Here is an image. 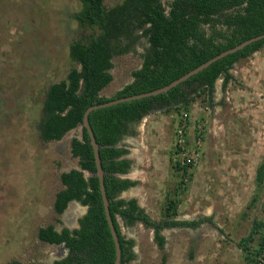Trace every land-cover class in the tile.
I'll list each match as a JSON object with an SVG mask.
<instances>
[{"label": "rangeland", "instance_id": "1", "mask_svg": "<svg viewBox=\"0 0 264 264\" xmlns=\"http://www.w3.org/2000/svg\"><path fill=\"white\" fill-rule=\"evenodd\" d=\"M171 1L162 0L165 6ZM80 8V0H0V264L62 260L68 250L41 242L39 229L78 228L87 212L79 202L62 215L54 209L61 175L80 169L71 143L82 138V128L58 142H46L41 129L49 88L76 66L70 46L85 35L74 19ZM147 47L141 38L135 53L113 60L114 80L103 95L111 97L133 82ZM231 74L226 88L223 80L217 82L212 99L202 94L179 110L153 112L137 125L136 136L121 143L132 166L117 177L136 183L121 199L137 200L153 220L162 221L168 200L177 195V220L212 219L197 229L163 230V249L153 230L120 220L125 237L135 242L136 259L129 264H249L239 244L250 237L255 221L264 223V183L257 179L264 163V51L237 63ZM198 150V163L181 189L175 165L185 152ZM263 241L264 228L248 245L255 252L253 264L263 262Z\"/></svg>", "mask_w": 264, "mask_h": 264}, {"label": "trees", "instance_id": "2", "mask_svg": "<svg viewBox=\"0 0 264 264\" xmlns=\"http://www.w3.org/2000/svg\"><path fill=\"white\" fill-rule=\"evenodd\" d=\"M105 1L80 0L81 8L74 19L85 35L70 46V58L76 66L66 79L51 85L44 103L41 129L46 142L61 141L69 132L82 128V138H74L71 143L72 155L79 159L80 169L61 175L63 188L56 195L55 212L64 214L72 202L87 207L78 228L58 231L54 225H49L39 229L41 242L63 245L68 250L67 257L54 264H115L117 258L100 180L96 176L94 149L83 127L87 110L167 87L218 55L264 35V0H172L168 6L162 0H122L113 7H107ZM141 38L146 39L148 47L141 55V67L132 72L133 82L106 97L103 91L114 80L113 60L135 53ZM262 50L264 39L217 61L168 93L90 114V125L100 145L106 173L105 186L121 244L122 264L133 262L136 255L135 242L125 237L120 220L129 226L141 223L153 230L157 244L163 249L166 245L163 230L197 229L202 224L212 223V219L178 221L180 200L177 195L168 200L162 221L153 220L137 200L120 199L124 191L136 186L130 180L117 177L126 175L132 166L126 158L130 151L121 143L129 136H136L137 125L153 112L187 107L194 96L202 94L212 99L219 80H223V88H226L234 80L231 74L234 66ZM175 169L181 174L182 189L188 167L177 162ZM85 172L92 176L87 178ZM257 179L264 183V163ZM263 228L264 223L255 221L250 237L243 238L239 244L246 251L249 264L254 263L255 252L250 251L248 245Z\"/></svg>", "mask_w": 264, "mask_h": 264}, {"label": "water", "instance_id": "3", "mask_svg": "<svg viewBox=\"0 0 264 264\" xmlns=\"http://www.w3.org/2000/svg\"><path fill=\"white\" fill-rule=\"evenodd\" d=\"M263 39H264V35H261V36L252 38L248 41H245L241 45H239L233 49H230V50L218 55L217 57L211 59L210 61L204 63L203 65H201L197 69L193 70L192 72L188 73L187 75L183 76L182 78L173 82L172 84L168 85L167 87H164L162 89H159V90H156V91H153L150 93L136 95V96H132V97H128V98H123V99L111 101V102H108L106 104L93 106V107L89 108L87 110V112L85 113L83 127L87 130V132L89 133L90 138H91V145L93 146V149H94L95 161H96V165H97L96 176L100 180V186H101V192H102V196H103L105 211H106L108 223H109V226H110V229H111V232H112L115 244H116L117 258H116L115 264H122V249H121L119 236H118V233L116 231V227H115V224L113 222L111 212H110V201L107 197V191H106V186H105V175H106V173L103 170V166H102V160H101V156H100V145L98 144L96 136L94 134V131L90 125V121H89L90 114L92 112H94L95 110H98V109L107 108L110 106H114V105H118V104H122V103H126V102H131V101H136V100H141V99H145V98H151V97H155V96H158V95H161L164 93H168L173 88L179 86L180 84L186 82L187 80H189L193 76H195V75L199 74L200 72H202L203 70L209 68L212 64L216 63L217 61H219V60H221V59H223V58H225L231 54H235V53L245 49L246 47L250 46L251 44L256 43L258 41H261ZM117 176H119V175H117Z\"/></svg>", "mask_w": 264, "mask_h": 264}, {"label": "built area", "instance_id": "4", "mask_svg": "<svg viewBox=\"0 0 264 264\" xmlns=\"http://www.w3.org/2000/svg\"><path fill=\"white\" fill-rule=\"evenodd\" d=\"M205 125L204 124H202V125H200V132H199V139H198V141L196 142V146H198V149H199V147H201V141H202V136H203V132H204V129H203V127H204ZM184 128H185V126L184 125H182L181 127H180V129H179V131H178V135H179V139L181 140V142H182V139H183V133H184ZM183 142H185V141H183ZM182 148H183V146H182ZM200 150V149H199ZM192 151L191 153L190 152H185V154H184V157L182 158V160H181V165H182V167H188V171H191L192 170V168L194 167V166H196L197 165V163H198V159H199V156H200V151ZM188 178H189V175L187 174L186 175V178H185V181H187L188 180ZM264 246V245H263ZM261 259H263V262H261V261H259L258 262V264H263L264 263V256H262V258H260V260Z\"/></svg>", "mask_w": 264, "mask_h": 264}, {"label": "crops", "instance_id": "5", "mask_svg": "<svg viewBox=\"0 0 264 264\" xmlns=\"http://www.w3.org/2000/svg\"><path fill=\"white\" fill-rule=\"evenodd\" d=\"M179 221V220H178ZM182 221H184V220H182ZM186 221V220H185ZM175 229H182V228H175Z\"/></svg>", "mask_w": 264, "mask_h": 264}, {"label": "flooded vegetation", "instance_id": "6", "mask_svg": "<svg viewBox=\"0 0 264 264\" xmlns=\"http://www.w3.org/2000/svg\"><path fill=\"white\" fill-rule=\"evenodd\" d=\"M120 198V197H119ZM121 199V198H120ZM130 200H132V199H130ZM129 201V200H128Z\"/></svg>", "mask_w": 264, "mask_h": 264}]
</instances>
